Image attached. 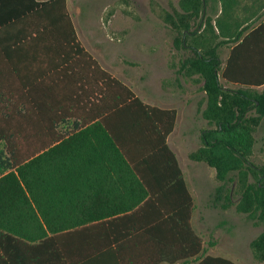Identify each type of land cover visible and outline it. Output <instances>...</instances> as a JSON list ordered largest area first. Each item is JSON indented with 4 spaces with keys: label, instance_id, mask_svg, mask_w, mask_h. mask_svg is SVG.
Here are the masks:
<instances>
[{
    "label": "trees",
    "instance_id": "trees-1",
    "mask_svg": "<svg viewBox=\"0 0 264 264\" xmlns=\"http://www.w3.org/2000/svg\"><path fill=\"white\" fill-rule=\"evenodd\" d=\"M162 20L172 31V46L182 51L170 65L176 74H196L204 92L201 114L209 126L200 129L199 145L187 156L214 170L218 183L210 203L232 205L253 224L264 223V166L249 159L253 132L264 119V0H176ZM225 43L231 45L222 64L218 47ZM0 51L10 68L0 72V97L8 100L0 107L6 113L0 118V264H128L135 237L177 239L179 248L194 245L195 259L235 264L203 255V240L191 227L192 196L165 142L175 109L144 101L100 66L77 37L65 0H0ZM66 116L79 118L78 124L93 118L95 124H118L103 137L127 162V144L119 140L143 146L137 165L113 168L112 178L134 183L131 197L89 196L93 191L76 183L110 180L96 176V165H41L51 149L87 130L57 132L55 124ZM50 131L58 141L52 147ZM248 246L254 259H264V229ZM185 254L187 249L152 260Z\"/></svg>",
    "mask_w": 264,
    "mask_h": 264
},
{
    "label": "rangeland",
    "instance_id": "rangeland-1",
    "mask_svg": "<svg viewBox=\"0 0 264 264\" xmlns=\"http://www.w3.org/2000/svg\"><path fill=\"white\" fill-rule=\"evenodd\" d=\"M65 1L78 38L104 68L124 79L142 97L176 106L178 119L170 144L183 146L185 150L196 148L200 129L209 126L201 114L204 92L199 80H195L196 74H176L170 65L176 63L182 51L172 46V31L162 20L165 10L176 7V0ZM243 13L242 9L238 10L240 16ZM230 45L218 47L222 64ZM219 80L226 84L221 77ZM253 136L249 159L264 166V119L256 126ZM181 167L194 199V214L202 212L201 223L195 221V224H200L204 240L226 242L229 247V236L236 237L233 249L246 259V264H264V259L252 257L247 244L249 238L264 229V223L253 224L232 205L220 208L210 203L218 183L212 167L203 161L200 165ZM236 196L233 194L232 200Z\"/></svg>",
    "mask_w": 264,
    "mask_h": 264
},
{
    "label": "crops",
    "instance_id": "crops-1",
    "mask_svg": "<svg viewBox=\"0 0 264 264\" xmlns=\"http://www.w3.org/2000/svg\"><path fill=\"white\" fill-rule=\"evenodd\" d=\"M210 2L212 3V0H207V3H210ZM206 10L208 14H212V11H210L208 5L206 7ZM213 15L214 14H212V16ZM89 53L96 59V57L90 51ZM33 55H35V53ZM3 56H4V53L0 51V59ZM100 66L102 65L100 64ZM0 72H2V74H7L10 72V68L2 60H0ZM109 72L128 85V83L124 79L116 76L114 72H111V71ZM260 87L261 85L258 86V88ZM133 92L134 94L140 96L144 101L150 104L157 105L159 107H166V108L172 107L175 109L174 126L172 130L166 135L165 142L167 143L171 151L174 153L176 157L177 165H179L182 170V175H183L186 187L192 196V193L188 186V183L185 178L181 165H200L202 161L192 160L188 158L187 153L189 150H191L190 148H187L185 150L183 146H180V145L172 146L170 144V136L177 125V119H178V110L176 106L169 105V104L161 105L157 103L156 101H150L147 98L142 97L135 91ZM16 99H17V105L18 107H20L19 101L21 99L18 97V95L16 96ZM6 105L8 106V100L4 97H0V107L6 106ZM3 116H6V113L3 112L2 109H0V118H2ZM107 120H119V118L111 117ZM78 121H79V118L72 117V116L63 117L62 119L57 121L54 127L57 132L63 133L64 136L78 133L79 129L86 128L87 130L79 132L77 135H74L71 140L65 141L63 144L59 145L58 148L56 147L55 149H51L49 151L47 158L41 163V165H96L95 169H92L96 173V176H99L101 175V173L102 174L104 173L108 177H110V180L109 181L108 180H96V181H90L88 183H84V182L76 183V184H81V188L83 189H86V186H88L89 190L93 191L91 192V194H89V196H96L97 199H101V200H104V199L123 200V199H127L128 197H131L133 195V191L129 189V186L133 185L134 183L127 181L128 179L126 178H119V177H117L116 179L112 178L113 175L115 176V174L113 173V168H117L116 165H137V162L139 161L141 157V156L139 157V155H141L145 151L143 150V146L142 147L138 146L137 143H135V139H133L135 143L134 146L132 145L133 141H131L130 139L119 140L123 144H127L125 146V150L122 151V153H124L125 151L127 152V154H129L128 162H127V158L125 160L123 154L121 155L119 150H116L115 149L116 147L112 145L111 139H109L108 137L107 138L103 137L106 131L112 132V129L113 131H117L116 129H117L118 124H111V123L107 125L95 124L96 123L95 118L90 119L88 123H85V124H78ZM110 122H113V121H110ZM116 122L117 121L113 123H116ZM106 128L109 130H107ZM48 134L50 136L49 146L52 147L58 144L57 140L56 141L51 140L52 139L51 135L53 133L50 131L48 132ZM34 135L39 136L37 133H34ZM198 138H199V134H198ZM147 150H150V148ZM151 162H155V161L152 159H149L148 164H150ZM1 166L2 165H0V167ZM49 184L50 186L56 187L57 181L54 179H50ZM59 184L71 185L69 182H63ZM55 190H53L54 193H55ZM192 202H193V209L190 213L189 221H190L192 229L198 235H200V237L203 240L202 245L205 247L203 255L205 254H209L212 256L219 255V256L230 259L235 264H246L245 262L246 259L242 257V255L238 251L233 249L235 242H236V239H235L236 237L232 238L231 236H229V247H227L226 242L218 243L216 241L214 243L212 242L209 245L205 244L204 242L205 240L202 237V228L200 224H195V221H197V223H201L203 219L202 212L200 211L198 215H195L193 196H192ZM134 232H142V231L137 230ZM146 232H156V231H146ZM250 239L251 238L247 240V244ZM178 244L179 243L177 242V239H167L165 240V242H158V241H155V239H143L141 237H135V239L130 243V247L128 248V251H127L128 253H130L128 254L129 258L125 260H126V263L128 264H217L215 263V261L208 260V259L207 260L202 259L201 258L202 256H199L195 259V254L192 251L194 249V245H191L190 248H186L188 250V254L187 255L185 254V256H180V257H177L171 260H163V259L156 260V261L152 260L153 258L159 255L160 256L165 255L166 257H172V256H175L177 253L183 252L186 250L184 248H179V246L180 247H183V246L181 245V243L179 244V246ZM197 252H198V255H200L199 253L201 252V247L199 249V246H198Z\"/></svg>",
    "mask_w": 264,
    "mask_h": 264
}]
</instances>
